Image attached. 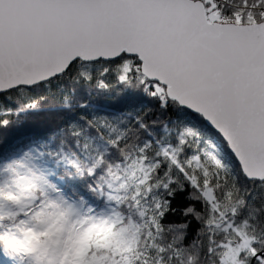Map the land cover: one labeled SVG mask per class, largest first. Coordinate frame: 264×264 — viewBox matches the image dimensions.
Returning <instances> with one entry per match:
<instances>
[{
	"label": "snow or ice",
	"instance_id": "snow-or-ice-1",
	"mask_svg": "<svg viewBox=\"0 0 264 264\" xmlns=\"http://www.w3.org/2000/svg\"><path fill=\"white\" fill-rule=\"evenodd\" d=\"M0 264H264V0H0Z\"/></svg>",
	"mask_w": 264,
	"mask_h": 264
}]
</instances>
